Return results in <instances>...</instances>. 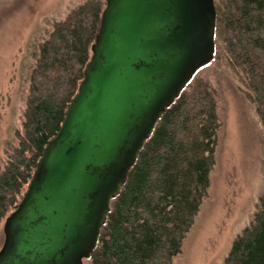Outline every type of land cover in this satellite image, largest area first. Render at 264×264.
<instances>
[{
	"label": "trees",
	"instance_id": "trees-1",
	"mask_svg": "<svg viewBox=\"0 0 264 264\" xmlns=\"http://www.w3.org/2000/svg\"><path fill=\"white\" fill-rule=\"evenodd\" d=\"M105 7V0L85 1L39 43L18 146L0 172V226L22 200L78 93ZM215 7L213 61L158 120L84 264H173L181 253L210 187L221 127L215 90L201 75L208 67L223 60L243 80L264 142V0H215ZM223 264H264V193Z\"/></svg>",
	"mask_w": 264,
	"mask_h": 264
},
{
	"label": "water",
	"instance_id": "water-1",
	"mask_svg": "<svg viewBox=\"0 0 264 264\" xmlns=\"http://www.w3.org/2000/svg\"><path fill=\"white\" fill-rule=\"evenodd\" d=\"M78 93L17 208L0 264H84L158 120L215 55V0H105Z\"/></svg>",
	"mask_w": 264,
	"mask_h": 264
},
{
	"label": "rangeland",
	"instance_id": "rangeland-1",
	"mask_svg": "<svg viewBox=\"0 0 264 264\" xmlns=\"http://www.w3.org/2000/svg\"><path fill=\"white\" fill-rule=\"evenodd\" d=\"M87 0H0V172L18 146L39 43ZM201 75L214 88L219 120L210 187L173 264H223L264 193L263 128L243 80L223 60ZM3 222L0 250L4 245Z\"/></svg>",
	"mask_w": 264,
	"mask_h": 264
}]
</instances>
